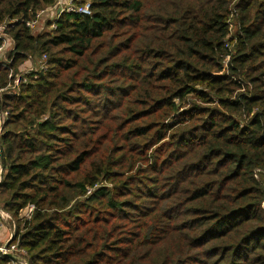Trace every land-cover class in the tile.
<instances>
[{"label": "trees", "instance_id": "trees-1", "mask_svg": "<svg viewBox=\"0 0 264 264\" xmlns=\"http://www.w3.org/2000/svg\"><path fill=\"white\" fill-rule=\"evenodd\" d=\"M56 1L0 0V209L28 264H264V0H89L31 30Z\"/></svg>", "mask_w": 264, "mask_h": 264}, {"label": "built area", "instance_id": "built-area-1", "mask_svg": "<svg viewBox=\"0 0 264 264\" xmlns=\"http://www.w3.org/2000/svg\"><path fill=\"white\" fill-rule=\"evenodd\" d=\"M80 0H57L56 3L52 6H49L46 10L43 11H38L33 19L36 18H41L42 15L47 12L50 13L54 11L55 17L50 18L49 22L52 26V28H56V21L59 19L61 14L63 12H69L73 11L76 13H91L90 11V3L86 2L84 4H78ZM16 19L13 20H7L4 23H0V66L2 67H9L10 65V58H8L7 54L8 52L13 48L14 44L12 43L11 37L8 34L9 28L12 27V23H14ZM36 21H28L27 25L29 27L34 26ZM40 69V72L46 71L49 67L48 64V56L47 55H42L41 60L39 63L36 65V67L24 70V71H19V73L15 74V70L10 67V73L9 76L11 78V81L8 83V86L5 87V89H17L19 85L23 82H26V76L32 72L39 73L38 71H33L34 68ZM7 114L5 112L0 111V158L2 157V143H1V136L3 133V127L5 120L7 118ZM5 176V170L3 168L2 163L0 164V183L4 180ZM30 208V213L32 212V208ZM29 213V214H30ZM3 217L0 212V226L2 225ZM14 238V232L11 233L7 240L5 242H1L0 240V256L1 257H10L14 260L10 261L8 264H16L18 260L16 261L15 259H18L20 255H22V251L20 250L18 243L15 241L13 242Z\"/></svg>", "mask_w": 264, "mask_h": 264}, {"label": "rangeland", "instance_id": "rangeland-1", "mask_svg": "<svg viewBox=\"0 0 264 264\" xmlns=\"http://www.w3.org/2000/svg\"><path fill=\"white\" fill-rule=\"evenodd\" d=\"M87 1H89V0H86V2ZM48 7H46L44 10H46ZM39 10H41V9H39ZM38 9H37V12L39 11ZM41 11H43V10H41ZM40 12V11H39ZM53 17H55V13H54V11H52V12H50V13H47V12H45L43 15H42V17L41 18H37V20H36V18L35 19H32L31 21H36L35 23V25L34 26H32V27H30V29L31 30H33V31H35V32H43V31H49V29H51L52 28V26H51V24H49V19L50 18H53ZM235 28H236V26H235ZM234 33V32H233ZM11 40H12V38H11ZM12 43H13V40H12ZM14 44V43H13ZM14 47V46H13ZM10 52V51H9ZM8 52V53H9ZM9 54H7V56H8ZM41 56L42 55H38V56H36L35 58H34V62L32 61V65H31V63L30 62H26L25 64H23L21 67H20V70L21 71H24V70H27V69H30V68H33V67H36V65L39 63V61L41 60ZM33 71H38V72H40V69H38V67L37 68H34V70ZM18 73V71H15V74H17ZM11 91H17V89L15 90V89H10ZM8 113V111L6 110L5 111V114H7ZM2 163V157L0 158V164ZM110 186H111V184H109ZM0 212H1V215H2V217H3V219H2V221L4 222V223H10V220H11V217H10V215H9V213H7V212H5V211H2L1 209H0ZM1 244V243H0ZM25 255V254H24ZM23 254L22 255H20L19 257H18V262L16 263V264H28V262H27V259H26V257L24 256Z\"/></svg>", "mask_w": 264, "mask_h": 264}, {"label": "crops", "instance_id": "crops-1", "mask_svg": "<svg viewBox=\"0 0 264 264\" xmlns=\"http://www.w3.org/2000/svg\"><path fill=\"white\" fill-rule=\"evenodd\" d=\"M30 213V208L27 207L26 209H24L20 216L21 217H25L27 215H29ZM13 233V230L11 228V226L9 225V223H2V225L0 226V240L1 242H5L8 238V236Z\"/></svg>", "mask_w": 264, "mask_h": 264}]
</instances>
